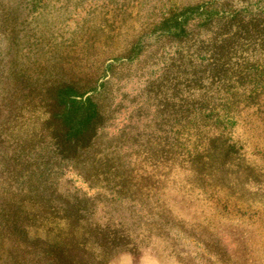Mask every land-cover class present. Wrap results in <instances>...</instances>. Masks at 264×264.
Wrapping results in <instances>:
<instances>
[{
	"label": "rangeland",
	"instance_id": "obj_1",
	"mask_svg": "<svg viewBox=\"0 0 264 264\" xmlns=\"http://www.w3.org/2000/svg\"><path fill=\"white\" fill-rule=\"evenodd\" d=\"M192 1L0 0V124L8 127L0 143V201L14 144L27 147L18 154L31 165L17 173L16 185L28 179L39 189L20 201V224L0 216V264H264V97L238 106L233 146L211 149L195 167L182 157L151 165L162 145H180L163 132L178 125L167 128L157 112L167 92L155 94L178 50L156 30L165 8ZM101 17L123 26L117 49L127 36L150 35L138 56L118 64L106 92L88 102L100 118L83 111L52 137L46 90L34 82L23 91H34L28 102L17 100L8 119L6 93L15 77L36 78ZM184 61L183 70L194 72ZM57 238L63 263L52 253Z\"/></svg>",
	"mask_w": 264,
	"mask_h": 264
},
{
	"label": "trees",
	"instance_id": "obj_2",
	"mask_svg": "<svg viewBox=\"0 0 264 264\" xmlns=\"http://www.w3.org/2000/svg\"><path fill=\"white\" fill-rule=\"evenodd\" d=\"M122 27L101 17L93 26L86 27L68 51L59 57L53 56L36 78L15 77L6 93L9 98L6 104L8 119L17 108V100L28 102L34 91H23L34 82L41 83L40 88L46 90L44 101L50 115L52 137H59L66 128H71L69 119L79 113L84 116L83 111L90 114L89 118L98 114L99 119L101 111L95 105L89 107L88 102L106 92L105 84L113 78L118 64L131 62L134 56H138L144 49V39L150 35L148 30H143L127 36L125 43L117 49ZM88 30L93 33L88 34ZM156 31L160 33V40L175 43L178 50L179 58L165 71L155 94L163 92L161 88L167 92L163 94L157 112L167 128L178 125L179 129L171 130V133L163 132L174 134L180 145L174 148L162 145L151 156V165L165 166L174 158L182 157L183 163L188 161L189 166L195 167L211 149L221 144L227 147L236 144L230 141V133L238 125V106L259 102L264 97V0L175 2L161 13ZM183 56L189 60L186 66L193 65L194 72L183 70L186 59L181 60ZM250 56L263 57V61L258 58L256 63H250ZM193 61L201 62L202 68L197 69L200 65ZM195 90H204V94L198 96ZM89 118L85 121L89 122ZM2 125L0 143L5 141L1 136L8 129ZM184 131L189 136L188 141L183 140ZM26 149L22 144H14L9 158L4 160L5 171L12 178L3 187L0 216L3 214L10 222L13 220L14 225L25 219L16 216H19L20 201L27 191L39 192L36 185L27 182L28 179L21 182L22 187L16 185L17 173L27 171L31 166L28 159H25L26 163L21 162L22 157L18 154ZM59 240H54L52 253L63 263L64 249Z\"/></svg>",
	"mask_w": 264,
	"mask_h": 264
}]
</instances>
